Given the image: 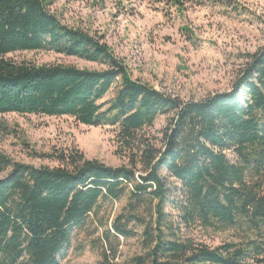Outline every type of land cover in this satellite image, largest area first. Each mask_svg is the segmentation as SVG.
Wrapping results in <instances>:
<instances>
[{"label": "trees", "instance_id": "trees-1", "mask_svg": "<svg viewBox=\"0 0 264 264\" xmlns=\"http://www.w3.org/2000/svg\"><path fill=\"white\" fill-rule=\"evenodd\" d=\"M153 2L179 17L238 9L235 0ZM20 52L104 69L8 58ZM9 114L114 128L129 164L30 149L58 164L36 168L0 152V264H61L76 233L95 238L101 264H119L121 239L137 238L143 252L123 264H264V48L248 55L229 91L183 102L133 80L102 38L65 25L48 0H0V116ZM162 117L158 136L147 134ZM9 134L0 121V135ZM197 228L230 231L234 240L212 247L191 236Z\"/></svg>", "mask_w": 264, "mask_h": 264}, {"label": "rangeland", "instance_id": "rangeland-1", "mask_svg": "<svg viewBox=\"0 0 264 264\" xmlns=\"http://www.w3.org/2000/svg\"><path fill=\"white\" fill-rule=\"evenodd\" d=\"M235 2V13L213 6L190 10L179 17L173 11L167 14L164 5L153 0H48L52 12L65 25L102 38L133 80L183 102H201L229 91L248 55L264 48V0ZM187 31L193 34V41ZM8 58L37 66L104 69L51 52H20ZM112 96L110 93L107 99ZM0 121L10 130L8 136L0 135V152L15 162L36 168L58 166L56 162L33 158L31 149L41 154L78 150L87 160L113 168L129 164L119 153L114 128L88 127L69 117L43 115L9 114L0 116ZM166 123L167 118L162 117L146 133L158 136ZM4 176L0 172V178ZM124 204H115L112 216ZM191 236L212 247L234 240L230 231L202 228L193 230ZM94 239L76 233L70 250L61 257V264H101V251ZM121 241L116 260L119 264L143 252L138 238Z\"/></svg>", "mask_w": 264, "mask_h": 264}]
</instances>
